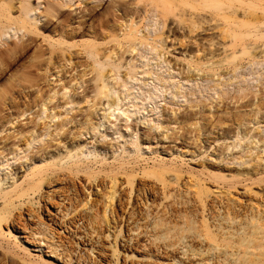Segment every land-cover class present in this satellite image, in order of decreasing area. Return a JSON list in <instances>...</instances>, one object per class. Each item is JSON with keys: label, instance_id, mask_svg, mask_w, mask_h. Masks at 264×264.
I'll use <instances>...</instances> for the list:
<instances>
[{"label": "bare ground", "instance_id": "bare-ground-1", "mask_svg": "<svg viewBox=\"0 0 264 264\" xmlns=\"http://www.w3.org/2000/svg\"><path fill=\"white\" fill-rule=\"evenodd\" d=\"M100 1L77 0L74 22L58 26L54 39L40 33L38 19L58 21L69 7L63 0H0V74L31 38L46 43L34 44L29 62L0 86V264H171L169 253L179 248L204 264H264V138L256 141L264 89L223 91L239 71L264 63V0H112L96 15ZM11 33L21 37L8 43ZM171 69L178 76L170 78ZM191 82H203L199 88L215 98L190 104L197 112L179 118L163 109L169 118L137 142L133 113L151 117L149 106L161 102L156 92L184 98ZM111 118L123 123L113 135L136 142L121 151L132 162L104 156L94 164L110 168L90 170L80 159L91 150L79 141L93 139ZM178 124L197 142L212 138L204 153L226 142L206 157L224 165L205 174L202 166L183 170L139 154L141 142L176 147L182 140L171 125ZM42 137L28 170L26 163L5 168ZM109 146L101 149L120 147ZM116 161L123 163L113 168ZM80 183L104 189L101 210L87 207L90 194L79 199Z\"/></svg>", "mask_w": 264, "mask_h": 264}, {"label": "rangeland", "instance_id": "rangeland-1", "mask_svg": "<svg viewBox=\"0 0 264 264\" xmlns=\"http://www.w3.org/2000/svg\"><path fill=\"white\" fill-rule=\"evenodd\" d=\"M111 1L112 0H101L100 1L101 9L95 14L96 15L101 14ZM63 2L67 4L69 7L63 8L61 10L60 15L58 16V21H55V20L47 21L45 19H38L37 26L40 27V33H43V36L56 39L58 26H67V25H71L74 22L75 16L79 12L78 7L76 6L77 0H63ZM32 4L35 6L36 2H33L32 0ZM83 8L84 6L82 5L80 9H83ZM41 10H42V7L40 8V10L35 12V15L32 14L33 17L39 15ZM71 28H73V25L67 28L66 31L67 32L70 31ZM13 35L14 34L11 33L10 36H7L4 40L9 43L11 41H18L19 37H21V34H18L15 36ZM28 38L29 36H25L23 38V41H26ZM31 39H34V42L32 43L28 42V46L24 48L21 54L16 56L14 60L12 59L8 61L9 63L8 67L6 68V70H4L0 74V86L4 85L9 77L16 76V74H18L21 71V69L25 66V64L29 62V60L31 59L33 55V50L35 49L34 44H38V45L40 44L43 47L46 46V43L42 41L41 37H35ZM178 73L179 72H177V69L175 71L171 69V74L173 77L170 76V78H175V76H178L177 75ZM236 81L234 82V84L232 83L231 86L223 87V91H226V92L229 91L228 93L231 95H235V94L240 95L241 91L246 92V94H250L254 92L256 93L259 90H263L264 89V63L255 65L253 67L245 68L239 71V73L237 74ZM198 84L200 86L203 84V82H198ZM199 86H197L194 82L185 84L184 86L185 90L183 92V96H185L184 98L183 97L173 98L172 97L173 93H171V91L156 92L157 95L161 96L160 97L161 102H158V105H153L152 107L149 106V108H152L153 110V112H151V117H149V115L146 112L143 113V115H140L138 114V112H136V113H133V115L131 116L128 122V124L130 125V128L136 130L137 142L142 141L141 135L148 136V130L151 126L157 125L160 122L165 121V119L167 120L169 118L168 115L163 114L162 112L163 109H170V110L176 111L177 117L179 118L182 115H187V113L189 114V112H197L198 109L194 108L192 111L188 109L190 104H201L202 102H205V101H206L205 103L208 104V101L210 102V100H212L211 98H215L213 97L214 95L212 92L210 93L204 92L201 88H199ZM140 98L142 99V96H138V99ZM139 103H140V100L137 102V104ZM256 103H257V100H254L253 104H256ZM3 113L6 114V112H3ZM28 114L29 113H27L21 120L25 119ZM69 116H71V113H69ZM198 117L199 115H197V118ZM29 118H31V116H29ZM141 119L148 120V126L140 125L139 122ZM120 120L121 118H118V120L111 118L110 123L106 124L105 126L106 128H104V125H102L100 132L96 134V136L93 139H90L89 135L86 137H82L80 139L79 142L85 141L86 149L91 150L90 155L86 157H81L80 159L84 161V165L88 164L90 170H98L100 167L110 168V166L108 165L102 166L100 165V163L94 164L96 161L101 160V158L104 156H106V158H109L113 155V157H116L117 160H124V162L125 161L132 162L133 156H129L128 153L123 154L121 151L124 147L132 148L131 144L134 145L136 143L135 140L133 139L129 141L128 138L126 140V138L121 139L117 134L113 135L114 133H117L116 131L121 126H123V123ZM25 122L26 121H23L22 124H25ZM108 126H110L111 129H108L107 128ZM171 126L173 127V129H175L177 136L181 138L182 142H180L179 140L177 142L179 144H176L177 145L176 147H167V145L155 144V142L154 143L152 142L151 144H144L141 142L140 144L142 147H140L141 152L139 154H142L145 158H148V157L154 158L155 156H160V158H163V160L165 161L169 160V164H172L173 166H179L183 170L188 169V170H193V171H200L201 170L200 166H202L205 169V171H203L205 174L207 173L206 171H215L216 169H219L220 167H222L221 165H224V164H220L219 166L218 160L216 159L215 156L209 157V160H207L206 157L212 155V152L214 150L219 149L220 146L223 147V145L226 144V142L224 143L222 141H218L208 150L207 153H204L205 149L207 148L208 141H211L212 138H206L208 140L207 141L205 140V137L202 135V137H200V140L197 142L195 140L196 134L194 132H190V130L185 132V128H181L179 124L175 126L173 125ZM256 127L257 126H255L254 128ZM258 127L261 130V133L259 136H257L256 141L257 140L261 141L264 138V123H260ZM24 128H26V126H24ZM8 132L9 131H7L6 133ZM130 134H131V131H128L125 133V135H130ZM4 135L5 133L0 135V141ZM252 135H253V132L249 136H252ZM40 140H41L40 143H36V142L33 143V146L28 150V152H26L25 154H21L19 156V157H27V158H24L21 161V160H18V158L14 160L12 157H10L9 161L5 162L6 164L5 168H7V170L10 171L11 169L17 168L20 164L26 163L28 164V166L25 168V170H28L32 165V163H30L29 161V155L34 154L37 148L46 142L45 137H42ZM118 142H119L120 147L119 149H117V151H114V154H112L111 151L102 150L103 148L109 149L110 147L109 145H116V143L118 144ZM248 145H249V142L247 140H243L241 142L242 150L244 148L246 150ZM1 146L2 145H0V147ZM257 146H258L257 149L252 150L253 155H255L256 153L260 151V148L262 145L259 143L257 144ZM175 148H178V149L175 151ZM217 153L218 151L216 152V154ZM84 154L86 155V153ZM236 154H239L238 149L233 150L231 153V155H234V156ZM226 158H227V155L225 156V159ZM111 162H113L112 159L107 160V163H111ZM122 163L123 161L122 162L116 161L113 163L112 167L117 168ZM128 166H131V165H128ZM137 166L138 168L142 167V164H139ZM230 167H235L237 169L241 168L235 163L230 164ZM204 173H203V176H206ZM11 174H13V171L11 172ZM92 187H94L93 184H90L88 186H83L82 183H80V188L78 190L79 199H81V197L83 198L85 194L86 195L90 194V197L88 199L89 203L87 207L90 206V204L92 203L93 206L98 207L101 210L102 207L105 205V201L103 198L104 189H101V188L93 189ZM236 190H238V192L236 191V193H241L242 191L240 188ZM108 212L109 210L106 211L107 217H108ZM111 225L112 224H110V226ZM123 232H124V229L121 230V234L119 235V237L124 236ZM109 241H111V238H108V240H105L103 243L107 246ZM120 252L122 253L121 249H120ZM193 253H196V254H193ZM128 255L130 254L128 253ZM169 255L174 257V260H172L171 264H204V261H200L202 258L201 257L199 258V256L197 255V252H192V250L190 249L189 250H186V249L181 250V248H179L178 250L175 249L173 253H169ZM133 256L138 257L136 254H134Z\"/></svg>", "mask_w": 264, "mask_h": 264}]
</instances>
